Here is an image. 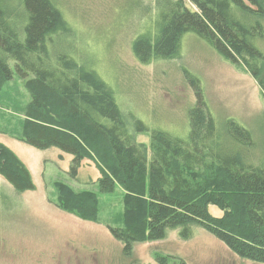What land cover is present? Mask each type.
I'll return each mask as SVG.
<instances>
[{"label":"trees","instance_id":"1","mask_svg":"<svg viewBox=\"0 0 264 264\" xmlns=\"http://www.w3.org/2000/svg\"><path fill=\"white\" fill-rule=\"evenodd\" d=\"M18 3L12 7L0 0V89L14 74L24 80L30 101L23 108L20 141L71 156L72 180L81 163L90 161L101 194H111L116 185L122 189L123 226L109 231L123 253L130 256L134 244L161 241L171 232L187 241L200 229L240 259L264 264V162L243 155L255 147L250 132L233 120L219 128L199 80L186 70L182 74L195 104L184 129L149 130L124 113L93 59L71 51L72 28L52 0ZM150 21L131 45L138 64L177 59L183 37L193 34L257 79L264 98V0H157ZM147 133L148 149L135 140ZM0 177L18 194L35 191L26 166L2 143ZM56 190L62 211L96 220L93 193H74L61 184ZM209 207L221 216H212ZM154 260L168 264L170 257Z\"/></svg>","mask_w":264,"mask_h":264},{"label":"rangeland","instance_id":"2","mask_svg":"<svg viewBox=\"0 0 264 264\" xmlns=\"http://www.w3.org/2000/svg\"><path fill=\"white\" fill-rule=\"evenodd\" d=\"M9 1L18 7L19 0ZM52 1L72 28L71 51L93 59L96 71L115 90L124 113H132L149 130H183L187 112L195 104L194 92L182 74L186 70L199 80L219 128L233 120L248 130L255 147L243 155L264 162V98L257 79L224 61L193 34L183 37L175 60L144 66L134 59L132 42L140 28L151 22L157 0ZM261 46L264 50V40ZM10 67L14 69L13 64ZM261 77L264 81V68ZM29 101L24 80L17 74L2 85L0 143L26 166L35 191L18 194L0 177V264H157L156 255L170 257L168 264H175L173 259L184 264H252L200 229L187 241L171 232L161 241L136 243L126 256L109 231L123 226L122 189L116 185L111 194H101L95 184L100 176L90 161L81 163L77 180H72L68 175L71 156L23 144V108ZM135 140L148 149V133L135 135ZM222 141L226 143L225 138ZM58 184L74 193H93L96 220L62 211L57 203ZM209 213L221 216L214 207H209Z\"/></svg>","mask_w":264,"mask_h":264}]
</instances>
